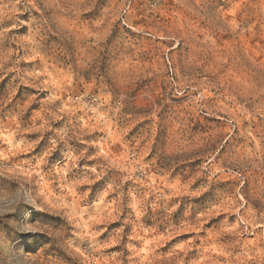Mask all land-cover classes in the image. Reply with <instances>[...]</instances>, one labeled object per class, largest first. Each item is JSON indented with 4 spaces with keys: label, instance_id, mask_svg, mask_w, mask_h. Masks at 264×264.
I'll return each mask as SVG.
<instances>
[{
    "label": "rangeland",
    "instance_id": "rangeland-1",
    "mask_svg": "<svg viewBox=\"0 0 264 264\" xmlns=\"http://www.w3.org/2000/svg\"><path fill=\"white\" fill-rule=\"evenodd\" d=\"M262 134L264 0H0V264H264Z\"/></svg>",
    "mask_w": 264,
    "mask_h": 264
},
{
    "label": "snow or ice",
    "instance_id": "snow-or-ice-1",
    "mask_svg": "<svg viewBox=\"0 0 264 264\" xmlns=\"http://www.w3.org/2000/svg\"><path fill=\"white\" fill-rule=\"evenodd\" d=\"M101 139L103 138V137H100ZM35 139H38V137H36ZM94 139H96V138H94ZM262 139H264V134H262ZM79 150V149H78ZM42 153H37V156H39V155H41ZM91 155V154H90ZM63 163H64V161H62V162H60V166L61 167H63ZM88 168V169H91L93 166L92 165H90V164H88L87 163V161L83 164V165H81V168ZM88 175V173L87 172H84L83 174H81V173H75L74 175H73V178L75 179L77 176H81V177H84V176H87ZM113 175H115L118 179H119V177H118V174H115V173H113ZM88 189H82V191H87ZM126 191H135V192H137V194H141L140 193V190L139 189H136L135 187H134V185H132V184H129L128 185V188L126 189ZM130 202V201H129ZM85 207H87V208H89V209H92L94 206H93V203L91 202V201H89L88 202V204L87 205H85ZM117 227H119V226H117ZM114 230V229H113ZM178 243H180V242H178ZM194 259H195V253L193 254V257L192 258H190V264H192V261H194Z\"/></svg>",
    "mask_w": 264,
    "mask_h": 264
}]
</instances>
